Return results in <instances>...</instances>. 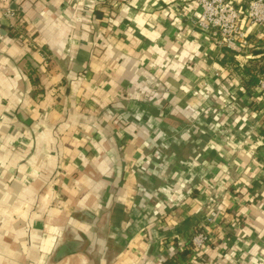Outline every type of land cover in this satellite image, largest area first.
<instances>
[{
    "label": "crops",
    "instance_id": "0c3cea01",
    "mask_svg": "<svg viewBox=\"0 0 264 264\" xmlns=\"http://www.w3.org/2000/svg\"><path fill=\"white\" fill-rule=\"evenodd\" d=\"M0 7V264H264V95L235 68L264 27L232 49L196 0Z\"/></svg>",
    "mask_w": 264,
    "mask_h": 264
},
{
    "label": "built area",
    "instance_id": "2783aa9c",
    "mask_svg": "<svg viewBox=\"0 0 264 264\" xmlns=\"http://www.w3.org/2000/svg\"><path fill=\"white\" fill-rule=\"evenodd\" d=\"M199 7V23L210 29L216 37H220L224 44L232 49L239 45H247V36L242 29V19L247 17L255 24L264 27V0H252L247 7L237 4L236 0H196ZM7 18H13L10 9H2ZM256 90L264 95V78L260 80ZM208 237L203 231L193 238L196 249H203Z\"/></svg>",
    "mask_w": 264,
    "mask_h": 264
},
{
    "label": "trees",
    "instance_id": "16d2710c",
    "mask_svg": "<svg viewBox=\"0 0 264 264\" xmlns=\"http://www.w3.org/2000/svg\"><path fill=\"white\" fill-rule=\"evenodd\" d=\"M225 51L231 54V58L236 56V53L229 51V49H225ZM255 54L259 57L252 59L253 63L250 66H246L243 69L239 68L238 65L235 67L242 76L246 88L257 87L260 80L264 78V49ZM233 64H238V61Z\"/></svg>",
    "mask_w": 264,
    "mask_h": 264
}]
</instances>
